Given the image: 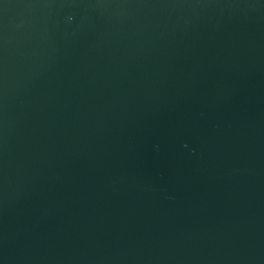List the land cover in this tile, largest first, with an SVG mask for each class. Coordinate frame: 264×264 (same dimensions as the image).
I'll list each match as a JSON object with an SVG mask.
<instances>
[{"label": "water", "instance_id": "1", "mask_svg": "<svg viewBox=\"0 0 264 264\" xmlns=\"http://www.w3.org/2000/svg\"><path fill=\"white\" fill-rule=\"evenodd\" d=\"M0 264H264V0H0Z\"/></svg>", "mask_w": 264, "mask_h": 264}]
</instances>
